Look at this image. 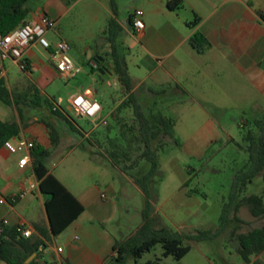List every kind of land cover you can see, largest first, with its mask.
I'll list each match as a JSON object with an SVG mask.
<instances>
[{"label":"rangeland","instance_id":"1","mask_svg":"<svg viewBox=\"0 0 264 264\" xmlns=\"http://www.w3.org/2000/svg\"><path fill=\"white\" fill-rule=\"evenodd\" d=\"M32 2L30 0L29 4ZM82 10L83 5L79 4L76 7L78 12L74 11L65 17L62 25L71 41L68 54L75 63L80 60L79 52L85 44L94 46L100 41L96 34L100 23H94L83 16ZM51 36V33L47 34L48 38ZM135 59V54H126L130 69H133ZM6 67L10 80L23 75L17 65L11 66L6 62ZM86 70H89L87 65H83L81 72L69 79L57 77L44 88L38 101L31 97L34 79L26 77L20 81L21 84L5 88L10 104L0 100V111L8 108L13 111L16 108L18 113L19 106L27 119L36 115L41 120L52 121L44 99L54 100L60 109H66L68 96L77 91L81 83H92ZM224 75L223 73L219 79L214 72L206 81L208 90L218 92L216 98L220 101L189 99L176 102L175 99L167 97L159 99L162 102L157 104H145V113L150 118L161 114L175 123L173 135L166 137V144L159 152V170L149 181L151 216L155 227L195 233L208 229L215 231L221 225L219 217L222 204L229 197L233 176L247 160L246 142L241 136L240 125L264 116V103L260 102V94L251 86L247 95L245 92H235L236 88L227 85ZM95 77L98 81L94 87L103 95V101L110 107H116L117 102L125 95L118 80L110 74L102 75L100 70ZM101 79L104 81L100 82ZM12 99L18 103H13ZM67 112L84 135L72 131L67 125L68 133L60 128L61 143L51 152L45 163L72 193L78 194L80 191L92 189L96 198L93 206L88 208V213H94L96 221L116 232L119 238H125L142 221L144 196L138 186L127 178L130 176L113 167L108 151L112 150L111 140L129 143V156L122 164L129 165L136 159V144L129 141L131 136L121 126L128 123L130 117L127 113L117 112L114 117L108 118L106 125L93 127L92 123L77 116L70 108ZM149 168L150 163L142 159L128 171L134 176H140ZM263 189L264 181L258 173L248 181L243 194H260ZM237 215L244 220L243 223L237 226L231 223L212 239L189 242L190 251L180 260L163 256L162 248L157 244L137 262L128 258L126 264H145L156 258L159 264H256L251 259L244 262L240 258L237 241L231 232H246L259 226L261 221L251 216L246 205L240 206ZM53 240L58 241V235L51 242ZM48 256L56 261L52 251Z\"/></svg>","mask_w":264,"mask_h":264},{"label":"crops","instance_id":"2","mask_svg":"<svg viewBox=\"0 0 264 264\" xmlns=\"http://www.w3.org/2000/svg\"><path fill=\"white\" fill-rule=\"evenodd\" d=\"M29 1L27 6L30 12L27 21H36L43 14L57 20L56 27L46 33V36L51 33V38H48L51 42L64 39L70 46L71 41L62 28L63 19L74 11L78 12L76 7L79 4L83 5V16L94 23H100L96 31L99 43L94 46L85 44L79 52L80 60L74 62L81 66V70L83 65H87L89 70H86V74L92 83H81L77 91L68 96L66 109H60L54 100L53 105L63 115L70 108L69 97L84 92L101 103L103 116L111 118L117 112H124L131 117L130 107L117 110L126 94L117 102L116 107H110L94 87L98 81L95 75L99 70L102 75L110 74L117 80L109 54V43L104 34L108 20L114 16L112 0H33L31 4ZM113 1L116 19L122 27L117 43L122 48L125 59L126 54L136 55L133 69H130L128 63L127 65L132 81L131 90L136 93L144 112L145 104H157L162 102L159 99L167 97L175 99L176 102L189 99L216 102L219 99L216 98L218 92H210L206 82L214 72L219 79L224 73L227 85L236 88L237 93L245 92L247 95L251 86L260 94V102L264 103V21L258 15V12L264 14V0H181V6L174 9L168 7L170 0ZM137 8L143 12L144 28L136 32L130 21L132 12ZM197 31L204 34L210 43L201 52L196 51L189 42L192 34ZM23 58L28 63L27 71H21L23 75L12 80L8 78L6 62L11 66L16 63L9 57L4 58L6 73L0 79L4 88L19 85L26 77H33V85L47 84L48 87L57 77L69 79L76 75L58 72L48 50L37 43L30 45ZM102 81L104 80L101 79L100 82ZM119 86L122 87L120 83ZM42 93L43 91H40L38 96ZM33 94L32 90L31 97L38 101V96ZM12 102L14 103L13 99ZM39 108L41 109V106ZM201 109L207 112L206 108ZM49 117L59 130V145L62 139L60 128L68 133L67 123L61 116L49 113ZM0 119L20 124L19 135L11 138H23L44 147L50 146L47 129L38 116L33 115L32 119H27L23 115L20 117L16 108L13 111L8 108L0 111ZM18 157V154H11L0 145V218H6L9 221L8 226L25 221L32 227V235H38L36 226L49 227L44 197L37 187L24 198H13V195L29 182L37 181L30 164L25 167L18 166ZM49 171L51 172L50 169ZM127 178L132 181L131 177ZM74 195L84 206L83 212L58 235V241L47 242L48 248L40 251L39 260L66 261L69 264H105L113 241L121 238L116 232L96 221L94 213H88V208L93 206L96 198L92 189ZM55 246H61L63 251L58 253ZM51 251L56 261L48 256ZM252 257L251 262L264 264V249Z\"/></svg>","mask_w":264,"mask_h":264},{"label":"trees","instance_id":"3","mask_svg":"<svg viewBox=\"0 0 264 264\" xmlns=\"http://www.w3.org/2000/svg\"><path fill=\"white\" fill-rule=\"evenodd\" d=\"M29 0H0V32L7 33L10 30L27 22L30 12L27 6ZM182 4L181 0H170V9L178 8ZM114 16L107 22L104 34L109 43V54L112 57L113 71L118 82L123 87L126 98L118 105L117 110L130 107L132 116L128 123H123L131 139L129 141L136 144L137 156L131 164H122L129 156V143H117L112 141V150L108 151V157L113 167L119 168L129 175L144 196V206L141 210L142 221L136 230L122 239H115L111 246V253L106 257L105 264H126L128 258L137 262L142 255L159 244L162 248L163 256H172L175 260H180L190 251L191 241L212 239L222 233L231 223L236 226L243 223L237 213L240 206L246 205L248 211L256 219L261 221L257 227H253L246 232H231L237 241V253L244 262H248L252 256L259 254L264 249V189L260 194L244 195L248 181L256 174L260 173L264 181V116L254 118L250 122L240 125L241 136L246 142L247 160L243 167L233 176L231 191L227 201L222 204L219 217L220 227L215 230H199L195 233H187L167 227H155L153 225L151 211V192L149 188L150 179L159 170V152L166 144V137H171L174 131V120L161 114L150 118L141 107L137 95L133 92L132 81L128 72V65L122 48L117 43V38L122 30L116 19V9L112 0ZM264 21V14L258 12ZM197 18L192 22L194 23ZM132 24V19L130 21ZM190 45L198 52L210 45L204 34L197 31L189 39ZM93 68L92 65H90ZM28 68V67H27ZM47 84L33 85L34 96H38ZM40 97V96H38ZM0 100L6 104L10 103L8 93L0 81ZM49 108L51 114L61 116L66 125L76 133L83 136L80 129L74 125L69 113L61 114V111L53 105L52 100L43 101ZM14 103H18L14 101ZM41 106V105H40ZM42 107V106H41ZM18 108L20 117L22 109ZM47 129L50 146L44 147L35 144L30 152L31 169L38 181V188L44 197V207L49 216V227L41 228L36 226L38 235L30 237L21 236L15 226H4L0 232V262L3 264H54L39 260L41 252L38 250L42 246V251L48 248L47 242H51L54 236L59 235L72 221H74L84 210L82 203L76 196L61 183L48 169L45 160L50 156L53 149L60 140L59 130L52 121L41 120ZM89 122V121H88ZM21 126L15 121H3L0 119V145L4 140L13 136H18ZM124 130L121 131L124 137ZM120 135V137H122ZM122 137V138H123ZM84 147L83 144H81ZM147 160L150 168L140 176L132 175L128 170L137 163L138 160ZM35 254L28 262L27 259ZM145 264H159L158 258L147 261Z\"/></svg>","mask_w":264,"mask_h":264},{"label":"built area","instance_id":"4","mask_svg":"<svg viewBox=\"0 0 264 264\" xmlns=\"http://www.w3.org/2000/svg\"><path fill=\"white\" fill-rule=\"evenodd\" d=\"M142 15L143 12L139 8L132 12V28L136 32L144 28ZM56 25V19L43 14L36 21H27L7 33L0 32V79L6 73L3 64V60L6 57L11 58L20 71H27L28 63L23 58V55L32 43H37L43 49L48 50L49 57L54 62L58 72L64 75H73L80 72L81 66L75 64L68 54L70 48L68 42L64 39H57L51 42L46 36V33L54 29ZM68 104L70 109L77 116L92 123L93 127L106 125L108 122V118L102 115L103 107L101 103L84 92L70 96ZM2 145L9 153L18 154L17 164L19 167H25L30 164L31 168L30 152L35 145L34 142L23 138H9L4 140ZM37 187V181L29 182L15 193L13 198H24ZM101 196H103V194H101ZM8 224L9 221L6 218H0V232L2 228ZM14 226L16 231L23 237H30L33 234L32 227L25 221H18ZM38 250L41 251L42 246H39ZM56 251L61 253L63 248L57 246ZM54 264L69 263L66 261H59Z\"/></svg>","mask_w":264,"mask_h":264},{"label":"water","instance_id":"5","mask_svg":"<svg viewBox=\"0 0 264 264\" xmlns=\"http://www.w3.org/2000/svg\"><path fill=\"white\" fill-rule=\"evenodd\" d=\"M45 211H46V209H45ZM46 215H47V220H48V223H49V216H48V214H47V211H46ZM34 255H35V254H33L32 256H30V257L27 259L26 262H28V261H29Z\"/></svg>","mask_w":264,"mask_h":264}]
</instances>
